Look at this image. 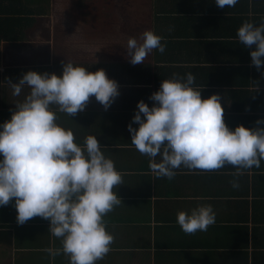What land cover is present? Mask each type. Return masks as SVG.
Masks as SVG:
<instances>
[{"label": "crops", "instance_id": "0c3cea01", "mask_svg": "<svg viewBox=\"0 0 264 264\" xmlns=\"http://www.w3.org/2000/svg\"><path fill=\"white\" fill-rule=\"evenodd\" d=\"M133 7V15L116 18L115 28L104 16L63 17L53 10L52 26L43 20L27 35H11L17 39L13 43H0V82H15L28 70L59 74L64 60L91 71L103 68L118 82L120 94L106 110L93 96L83 112L71 117L59 113V122L74 131L77 142L96 135L123 176V184L114 189L122 203L105 216L115 239L96 264H264V161L259 168L244 170L239 188L230 184L231 165L212 171L181 168L171 180L156 177L148 157L131 144L127 129L137 101L151 106L148 97L161 80L189 71L202 87V98L221 94L230 128L255 126L264 117V76L251 65L255 45L246 48L235 37L244 20L264 17V0L251 5L238 0L225 9L214 0H134ZM145 29L164 37L165 51L153 49L143 63L131 64L125 56L127 38ZM23 94L13 96L6 84L0 85V122L10 119V109ZM197 203L213 205L215 223L207 231L186 234L176 214ZM48 225L39 216L18 224L14 204L0 206V264H68L63 254L50 258L43 251L60 246Z\"/></svg>", "mask_w": 264, "mask_h": 264}, {"label": "clouds", "instance_id": "9594fccd", "mask_svg": "<svg viewBox=\"0 0 264 264\" xmlns=\"http://www.w3.org/2000/svg\"><path fill=\"white\" fill-rule=\"evenodd\" d=\"M214 2L225 9L238 0ZM235 38L246 48L255 45L249 53L251 65L264 76V17L259 22L244 20ZM163 39L151 29L129 36L125 56L131 64L143 63L153 49L165 51ZM61 64L59 74L28 70L15 82H0L13 96L24 93L10 109V119L0 122V206L12 202L18 224L36 216L49 221L47 231L60 240L59 247L43 250L50 258L63 254L68 264H96L115 239L105 216L122 203L114 189L123 184V176L96 135L77 142L74 131L59 122V113L75 116L93 96L106 110L120 93L118 82L103 68L91 71L72 60ZM201 88L190 71L161 80L148 97L151 106L137 101L131 121L138 126L127 124L131 144L148 157L156 177L171 180L181 168L212 171L231 165L230 184L239 188L244 170L259 168L264 161V117L253 127L230 128L221 94L202 98ZM215 220L211 203H197L176 214L186 234L207 231Z\"/></svg>", "mask_w": 264, "mask_h": 264}, {"label": "trees", "instance_id": "16d2710c", "mask_svg": "<svg viewBox=\"0 0 264 264\" xmlns=\"http://www.w3.org/2000/svg\"><path fill=\"white\" fill-rule=\"evenodd\" d=\"M35 0H33L34 2ZM40 5L31 4V0H0V43L16 41L18 36L29 34L43 20L47 24L53 22L54 15L60 11L63 17H107L112 23L109 27L117 26L116 18L130 16L135 12L134 0H48ZM52 2V4H50ZM53 2L55 4H53ZM57 2L61 5L57 8ZM50 10V11H49ZM91 12V13H90ZM60 16V15H59ZM45 18L49 19L48 21ZM6 32V36H4ZM13 35V37H11ZM2 36L4 39H2ZM21 41L23 38L20 39Z\"/></svg>", "mask_w": 264, "mask_h": 264}]
</instances>
